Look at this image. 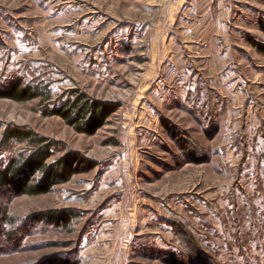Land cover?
Listing matches in <instances>:
<instances>
[{
    "label": "rangeland",
    "instance_id": "1",
    "mask_svg": "<svg viewBox=\"0 0 264 264\" xmlns=\"http://www.w3.org/2000/svg\"><path fill=\"white\" fill-rule=\"evenodd\" d=\"M190 4L0 0V88L53 98L0 100V124L98 164L47 196L0 194V264H264V0ZM74 92L117 106L95 136L46 116ZM55 210L77 215L32 220Z\"/></svg>",
    "mask_w": 264,
    "mask_h": 264
},
{
    "label": "trees",
    "instance_id": "2",
    "mask_svg": "<svg viewBox=\"0 0 264 264\" xmlns=\"http://www.w3.org/2000/svg\"><path fill=\"white\" fill-rule=\"evenodd\" d=\"M259 50L263 52L262 49ZM73 94L59 105L49 104L46 116L60 118L78 134L95 136L106 126L117 106L91 100L79 92ZM0 100L20 104L40 100L44 104L52 102L53 98L48 89L16 82L10 87L0 88ZM0 137V194L7 192L14 198L47 196L57 187L71 182L74 177L91 173L98 168L97 163L85 158L81 153L66 151L59 142L43 138L29 128H5L0 124ZM3 151L11 152L10 157L1 158ZM58 154L62 156L55 159ZM6 212L3 208L0 215V236L6 241L11 240L7 242H12V238L3 228ZM76 215L70 210H55L36 214L32 220L67 228ZM37 264L78 263L67 255H57Z\"/></svg>",
    "mask_w": 264,
    "mask_h": 264
},
{
    "label": "crops",
    "instance_id": "3",
    "mask_svg": "<svg viewBox=\"0 0 264 264\" xmlns=\"http://www.w3.org/2000/svg\"><path fill=\"white\" fill-rule=\"evenodd\" d=\"M174 1L177 3L176 10L178 13L176 16H182L184 10L190 8V6L192 7V5L190 4L192 0H174Z\"/></svg>",
    "mask_w": 264,
    "mask_h": 264
}]
</instances>
